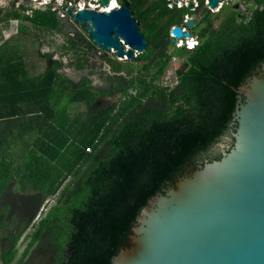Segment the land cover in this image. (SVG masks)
<instances>
[{
  "label": "trees",
  "instance_id": "obj_1",
  "mask_svg": "<svg viewBox=\"0 0 264 264\" xmlns=\"http://www.w3.org/2000/svg\"><path fill=\"white\" fill-rule=\"evenodd\" d=\"M254 1L251 18L229 8L218 27L213 15L221 13L214 14L205 0H198L195 12L201 10L200 18L193 28L200 43L192 50H169L170 22L161 9L163 0H129L137 28L147 21L143 34L148 40L145 51L129 62L100 52L88 35L49 7H17L15 1L14 10H5L0 20L4 28L17 21L18 35L32 34L39 47L50 51L41 55L37 48L47 61L46 70L38 90L30 94L37 103L42 98L47 128L39 131L36 144L27 146L22 169L35 192L24 197L23 206H13L8 197L12 168L8 145L0 148V201L5 204L0 229L8 225L13 231L0 236V264H14L16 245L36 224L41 205L69 179L56 204L45 218L40 216L29 249L40 242L46 248L38 257L52 252V264H112L153 197L222 157L220 144L236 128L232 122L239 87L264 62V0ZM15 44L23 45L19 40ZM0 47L11 49L8 42ZM15 52L0 53V75L6 80L26 73L23 61L13 62L22 56ZM177 52L187 55V67L178 69L176 85H164L158 80ZM139 60L147 72H139ZM67 68L82 74L79 82L68 77ZM7 84H0V123L7 124L0 129L2 140L13 135L8 126L16 115L2 110L11 99L4 90ZM101 98L110 101L101 104ZM6 219L7 225L2 221Z\"/></svg>",
  "mask_w": 264,
  "mask_h": 264
},
{
  "label": "water",
  "instance_id": "obj_2",
  "mask_svg": "<svg viewBox=\"0 0 264 264\" xmlns=\"http://www.w3.org/2000/svg\"><path fill=\"white\" fill-rule=\"evenodd\" d=\"M100 1L110 6L111 0ZM208 1L210 8L220 2ZM235 1V9L246 10ZM128 5L129 0H121L118 7L103 11L84 7L74 12L70 7L68 14L99 49L135 60L148 40ZM184 12L170 9L177 19ZM252 14L253 10L249 18ZM196 15L192 13L184 25L193 28ZM171 32L172 43L191 35L180 25ZM232 125V136L220 144L222 157L207 161L180 178L175 188L153 197L112 264H264V62L239 87Z\"/></svg>",
  "mask_w": 264,
  "mask_h": 264
},
{
  "label": "rangeland",
  "instance_id": "obj_3",
  "mask_svg": "<svg viewBox=\"0 0 264 264\" xmlns=\"http://www.w3.org/2000/svg\"><path fill=\"white\" fill-rule=\"evenodd\" d=\"M15 1H18L17 7H20V6H28V7H36L37 6L38 7V4H36L37 2H35V0H0V20L2 19V16L5 13V10L7 8L14 10V8L12 7V3ZM45 1L46 0H43L42 2H45ZM144 1L145 0H138L137 4L142 3ZM58 2H60V3H58ZM54 3H58V5H56L57 8H61V6L64 8L68 7V4L76 5L74 0H66L65 3H63V0H55ZM39 7L45 8L46 6H39ZM64 8L61 9L57 13V15H59V17H61V18L63 15H65L66 18H64V19L65 20L68 19L71 21L70 16L66 15L67 11ZM229 8H233L234 10L237 11V9H235L231 3L228 5H225L224 10L219 11L221 13L220 17H216L215 15H213L214 20H216L218 23H220V24L217 23V25L215 24V26L221 25L223 17L225 16V14L227 13ZM161 9H162V11L165 10L164 0H163V4H162ZM200 11L201 10L196 12V13H198V15L196 17V21H198L200 18V15H199ZM155 13L151 14V16L149 17L150 20L154 18V17H152V15H155ZM213 13L216 14L218 12H213ZM237 13H238V11H237ZM164 18H165V14H164ZM165 19L167 21H169L168 18H165ZM146 23H147V21H142L140 23V31L142 30L141 32H144L147 34V30H146L147 24ZM3 25L4 24L0 21V46H2L4 43L8 42L11 46V49H10V51H8L6 49H1L2 47H0V53L14 54V53H17L15 51L18 50L22 56L19 59H16V58L13 59V62H18V61L22 62L23 61L22 64L24 65V68L26 69V71L27 72L32 71L33 74H38L40 72V70L42 71V69L46 66L47 61L38 55L37 48H38L39 52L41 53V55L47 54L50 51V48H48L47 46H42V47L40 46L39 47V44L37 43L36 37L32 34L18 35V22L17 21H10L9 26L7 28H4ZM73 28L75 30H79V31H81L87 35L83 25H78L76 23H73ZM190 30L192 31L193 34L197 35V32L195 31L194 28H191ZM57 38H58L57 39L58 42H60V44H63V36L58 34ZM16 40H19L23 45L15 44ZM174 48H175V46L171 44L169 47V50H172ZM176 48H178V47H176ZM184 48H186V47L184 46ZM178 49H181V48H178ZM98 50L100 52L101 51L105 52L99 48H98ZM107 54L113 60H116V61L119 60L122 62H129V59L117 58L114 52L113 53L110 52ZM178 54H179V52H177V54H174V57H172V59L170 60L169 64L167 65V67L165 69V73L158 80L159 82L163 83L164 85L174 86L180 80V75L178 73V69L183 67L185 60L187 58V55L186 54H179L178 55ZM54 60H58V56H55ZM143 63H144V60L143 61H141V60L135 61L137 68H139V72L145 73L148 71V69L145 70V69L141 68V65ZM153 63H155V61L154 62L152 61V64ZM152 69H153V71H155L157 68L154 67V65H152ZM64 71L66 72V74L68 75L69 78L74 80V83L79 82V80L81 79L82 74L76 72L74 69L67 68ZM107 101H110V100L107 98H101L100 99L101 104H105V102H107ZM111 103H113V101H111ZM12 164H13V166H15L14 172L18 173V176H16V180L22 181V183L26 184V181L24 179L26 175L23 174L22 169H21V165L18 162H16V160H14L12 162ZM65 182H67V184H64L65 186L61 188L62 190H60V191H62V192L65 190V188L68 187L67 185H70L71 180L69 179V180H66ZM8 197L13 202V204H14L13 206H17V205L23 206V201L19 200L18 195L8 196ZM59 197H60V195H59ZM44 204H46V202ZM55 204H56V202L54 201L52 203H49V204L47 203V205H45L46 209L43 212L44 217H42V218H45L46 213ZM2 206H3V204H1L0 209L2 208ZM19 210H21V209H19ZM2 221L3 222L5 221L4 223H6V225H7V222L10 220L6 219V220H2ZM36 221H37L36 224L34 226H30L27 229V231L25 232V234L22 236V238L19 240V242L17 243V245H16L17 246L16 247L17 248V255H16L17 258H16L14 264H18L19 262L20 263L23 262L24 264H52V262H53V253L52 252L47 256L44 255V257H42V256L38 257L39 256L38 253L45 251V248H46V247L42 248L43 246H40V242H39V244L37 243L33 247H30V249H29V246H30V244H31V242H32V240H33V238H34V236H35V234L39 228L38 226H36L38 224L39 218H37ZM6 228L8 229V225ZM3 229H5V228H3ZM7 233H9V232H7ZM4 234H6V232L0 229V235L2 236ZM43 254H46V253H43Z\"/></svg>",
  "mask_w": 264,
  "mask_h": 264
},
{
  "label": "crops",
  "instance_id": "obj_4",
  "mask_svg": "<svg viewBox=\"0 0 264 264\" xmlns=\"http://www.w3.org/2000/svg\"><path fill=\"white\" fill-rule=\"evenodd\" d=\"M45 70L46 67H44L42 71L40 70L38 74H33L32 71H26V73L24 74L10 76L11 79L9 78L8 80L0 75V84L2 86L6 85L7 81H10L11 83V87H9V85L7 84L8 88H4V90L8 89L7 95L8 97H11V99L4 102L2 110L5 113L15 111L16 114L15 117H12V120L15 122H11L13 124H10L8 126V129H12L13 135L8 136L7 138H3V140L2 138H0V148L2 143L5 146L8 145L7 151L9 155L7 161L12 168V181H10V185L7 190L8 192H6L9 194V196L18 195L19 200L21 201H24V197L29 196L35 192V189L29 183L30 181L26 175V172L22 169L24 167L25 155L28 152L27 146H33L34 144H36L39 139V131L45 130L47 128V123L43 120L44 112L42 111V98L40 97V101L39 103H37V99L30 94L31 92L38 90V80L41 78ZM6 125L7 124L0 123V129L4 128V126L6 127ZM7 132L9 131L7 130ZM14 160H16V162L21 165L22 172L26 175L24 178L26 184L22 183V181L16 180V176H18V174L17 172H14L15 166H13L12 164ZM64 184H67V182H64ZM64 184L61 186V188L65 186ZM61 188L55 196L49 197L46 201H44V203L46 202V204L43 203L44 205H41L36 219L39 218L40 220V216H43V212L46 209L45 205H47V203L49 204L58 200L59 195L62 192L60 191L62 190ZM1 204L3 203L0 201V207ZM2 207H5V204H3ZM36 219L34 220V222H37ZM1 230L9 232V235L10 232H13L11 231V229Z\"/></svg>",
  "mask_w": 264,
  "mask_h": 264
},
{
  "label": "built area",
  "instance_id": "obj_5",
  "mask_svg": "<svg viewBox=\"0 0 264 264\" xmlns=\"http://www.w3.org/2000/svg\"><path fill=\"white\" fill-rule=\"evenodd\" d=\"M43 0H35V2H37L36 4H38L39 6H46L48 4L47 1L42 2ZM112 2V0L110 1V3ZM164 7H165V15L167 16L168 19H170L171 21H173L175 23V25H179L182 27L183 31H189V27L185 26L183 21L187 20L189 18H192V15H190V13H185L182 18L177 19L174 18L172 16V14L170 13V9L171 7H176L179 9V11H184L185 9H190L193 10L197 5L198 2L197 0H179V1H174V0H164ZM232 2V0H220L218 6L216 8H211L212 11L214 12H218L221 10V8H223L225 5H228ZM239 2H241L244 6L245 9H247V11H252L254 10L257 5L255 3L254 0H239ZM193 3V5H191ZM205 3L208 7L209 6V1L205 0ZM120 5L119 2H117L116 7H118ZM84 7H88L91 9H98V10H107L109 8V6H105L103 4H101L98 0H91L88 3L84 2V1H79V4H77V6L74 9V12H76L77 10H81ZM112 9V8H111ZM110 10V9H108ZM176 20V21H174ZM218 23V22H217ZM175 25H173L172 27H174ZM217 25V24H216ZM175 35L171 33V37H174ZM200 43V39L198 37V35L196 34H192L188 37H181L179 39L176 40L175 43H173V45L175 47H186L187 49H194L198 44ZM89 151H92V149H89Z\"/></svg>",
  "mask_w": 264,
  "mask_h": 264
},
{
  "label": "flooded vegetation",
  "instance_id": "obj_6",
  "mask_svg": "<svg viewBox=\"0 0 264 264\" xmlns=\"http://www.w3.org/2000/svg\"><path fill=\"white\" fill-rule=\"evenodd\" d=\"M47 2H48V4L46 5V7L45 8H51V10L52 11H55V12H59L61 9H63L64 7H62L61 6V8H57L56 7V5H58V3H60V2H58V3H54L55 2V0H46ZM79 1H84V2H86V3H88L89 1H91V0H74V2L75 3H79ZM101 4H102V2L100 1V0H98ZM121 1V0H120ZM119 0H116V2H119V3H121ZM233 2H231V4H232V6H233V4L234 3H236V1L235 0H232ZM66 2V0H63V3H65ZM197 2H198V0H197ZM165 3V2H164ZM205 3V2H204ZM241 3V2H240ZM242 4V3H241ZM205 5H206V3H205ZM199 6V2H198V5L193 9V10H190V9H185L184 11L186 12V13H190V15H192V13H196L195 12V10L197 9V7ZM207 6V5H206ZM208 7V6H207ZM70 7L68 6V7H65L64 9L67 11V13H66V15H68V16H70L69 14H68V9H69ZM210 10H211V8L210 7H208ZM75 9V8H74ZM222 9V8H221ZM95 10H98V9H95ZM98 11H103V10H98ZM212 11V10H211ZM237 11H238V15H239V17H241L242 15H249V11H247V9L245 10V11H240V9H237ZM212 12H214V11H212ZM219 12V11H218ZM59 16V15H58ZM197 17V16H196ZM196 17H195V21H196ZM64 18H66V16L65 15H63L62 16V18L60 17V19H62L63 21H65V19ZM70 18H71V16H70ZM165 18H167V16L165 15ZM180 19V18H179ZM68 20V19H67ZM68 21H70V20H68ZM174 21H176V20H174ZM70 22H72V20L70 21ZM169 22H170V26H169V28H170V38H171V29L173 28L172 26L173 25H175V23L173 22V21H171L170 19H169ZM215 24H217V21L216 20H214V26H215ZM180 25V24H179ZM196 25V24H195ZM191 28L189 27V31L192 33V31L190 30ZM193 34V33H192ZM171 44L173 45V43L171 42ZM227 145H230L231 144V141H230V138H228V140H227V143H226ZM220 149H221V151H223L222 150V147L220 146Z\"/></svg>",
  "mask_w": 264,
  "mask_h": 264
},
{
  "label": "bare ground",
  "instance_id": "obj_7",
  "mask_svg": "<svg viewBox=\"0 0 264 264\" xmlns=\"http://www.w3.org/2000/svg\"><path fill=\"white\" fill-rule=\"evenodd\" d=\"M76 5H77V3H76ZM76 5H71V4H68V6L69 7H72V8H75L76 7ZM116 5H117V2H116V0H112V2L110 3V6H109V8L108 9H111V8H115L116 7ZM107 9V10H108ZM47 76V75H46ZM50 77V76H49Z\"/></svg>",
  "mask_w": 264,
  "mask_h": 264
}]
</instances>
